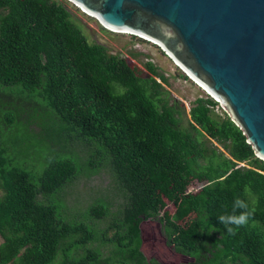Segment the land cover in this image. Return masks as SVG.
Here are the masks:
<instances>
[{
  "label": "trees",
  "instance_id": "16d2710c",
  "mask_svg": "<svg viewBox=\"0 0 264 264\" xmlns=\"http://www.w3.org/2000/svg\"><path fill=\"white\" fill-rule=\"evenodd\" d=\"M145 69L90 42L60 0H0V264H52L59 251L58 264H159L140 250L139 225L159 216L164 196L174 211L159 220L167 242L192 258L183 264H264V160L212 97H196L186 114L167 78ZM19 124L48 148L36 175L9 156L5 134ZM74 139L105 155L122 194L112 213L102 200L87 210L111 216L104 230L58 218L45 199L77 173L59 151ZM194 180L200 187L187 191ZM236 197L254 212L229 235L218 216ZM95 241L112 243L110 256Z\"/></svg>",
  "mask_w": 264,
  "mask_h": 264
},
{
  "label": "water",
  "instance_id": "95a60500",
  "mask_svg": "<svg viewBox=\"0 0 264 264\" xmlns=\"http://www.w3.org/2000/svg\"><path fill=\"white\" fill-rule=\"evenodd\" d=\"M108 29L157 43L264 160V0H71Z\"/></svg>",
  "mask_w": 264,
  "mask_h": 264
},
{
  "label": "rangeland",
  "instance_id": "374dc122",
  "mask_svg": "<svg viewBox=\"0 0 264 264\" xmlns=\"http://www.w3.org/2000/svg\"><path fill=\"white\" fill-rule=\"evenodd\" d=\"M60 1L70 11L73 20L80 26L90 42H98L105 45L110 53L125 57L129 63L138 67L143 73H146L145 63H152L158 72L167 78V83L163 84V86L182 103L186 114H188L191 102L196 97H211L196 82L192 81L157 44L137 35L108 29L93 16L83 12L73 2L69 0ZM157 80L159 79L157 78ZM30 100L39 102L40 98L36 97ZM218 106L215 107V110L221 112L223 109L219 102ZM45 121L50 122L48 119ZM52 124L54 125L55 123ZM54 127L57 130V126L54 125ZM16 128L14 129L13 127V130L5 134L8 143H10V153H8L10 158H12V164L20 165L29 170L32 175H36L41 171L43 164H45L43 156L48 149L46 143L40 139L28 136L29 134L22 130V125L19 124ZM32 128L34 131L40 129L39 126L35 125H32ZM62 145H65L64 149L66 150L61 147L59 151L65 153L64 156L75 158L81 169L76 164L77 173L75 177L64 186L59 192V196L54 193L45 195L47 196L45 197L46 201L55 206L56 216L64 221H83L93 225L98 231L106 229L112 220L109 214L99 219L88 217L87 214L89 207L96 201L102 200L108 203L109 213L114 212L118 203L122 201L121 191L108 163L106 165L105 155L101 151H96L94 143L91 144L79 139L69 140L66 143L62 142ZM54 147L57 148L58 146L55 145ZM106 156L108 158L107 154ZM88 162L90 167H88ZM200 185L201 182L194 180L187 187V191H196ZM164 199L166 205L159 211L158 217L143 219L140 222L142 240L140 250L146 259L153 258L159 264H183L192 260V258L177 252L173 245L167 242L162 222L159 220L160 216L169 217L174 211V205L167 200L166 196H164ZM106 231V237H111L114 233L112 229H107ZM1 241L0 237V243ZM89 246L92 248L98 247L101 258L105 259L110 256V249H112L113 244L110 242L100 244L95 241ZM83 252L81 247L74 250L76 255H82ZM61 257L62 254L59 251L52 264H58ZM114 259V257L109 259L107 263L101 261L100 264H121Z\"/></svg>",
  "mask_w": 264,
  "mask_h": 264
},
{
  "label": "clouds",
  "instance_id": "9594fccd",
  "mask_svg": "<svg viewBox=\"0 0 264 264\" xmlns=\"http://www.w3.org/2000/svg\"><path fill=\"white\" fill-rule=\"evenodd\" d=\"M253 212L254 210L249 208V204L245 200L236 197L234 198L231 212L226 209L224 214L218 216V219L225 226L227 234L234 235L236 228L247 225L253 217Z\"/></svg>",
  "mask_w": 264,
  "mask_h": 264
},
{
  "label": "bare ground",
  "instance_id": "6f19581e",
  "mask_svg": "<svg viewBox=\"0 0 264 264\" xmlns=\"http://www.w3.org/2000/svg\"><path fill=\"white\" fill-rule=\"evenodd\" d=\"M69 1H71V0H69ZM75 4V3H74ZM76 5V4H75ZM77 6V5H76ZM79 7V6H78ZM80 8V7H79ZM80 9H82V8H80ZM82 11L83 12H85V13H87V14H89L88 12H86L84 9H82ZM90 15V14H89ZM111 30H114V31H118V32H125V33H129L128 31H125V30H116V29H111ZM137 36H139V37H141V38H143V39H146V40H148V41H150V42H153L154 44H157L155 41H153V40H151V39H149V38H147V37H144V36H142V35H139V34H136ZM166 53V52H165ZM167 54V53H166ZM168 55V54H167ZM169 56V55H168ZM170 57V56H169ZM172 59V58H171ZM172 61L181 69V70H183L184 72H185V70L177 63V62H175L173 59H172ZM186 73V72H185ZM189 78L192 80V81H194V82H196L202 89H203V91H205L207 94H209L194 78H192L191 76H189Z\"/></svg>",
  "mask_w": 264,
  "mask_h": 264
},
{
  "label": "crops",
  "instance_id": "0c3cea01",
  "mask_svg": "<svg viewBox=\"0 0 264 264\" xmlns=\"http://www.w3.org/2000/svg\"><path fill=\"white\" fill-rule=\"evenodd\" d=\"M159 81V80H158Z\"/></svg>",
  "mask_w": 264,
  "mask_h": 264
}]
</instances>
